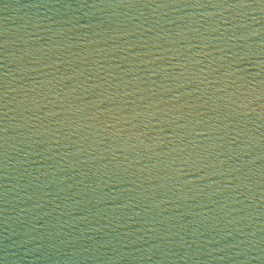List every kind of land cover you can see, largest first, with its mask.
<instances>
[{
    "label": "water",
    "instance_id": "obj_1",
    "mask_svg": "<svg viewBox=\"0 0 264 264\" xmlns=\"http://www.w3.org/2000/svg\"><path fill=\"white\" fill-rule=\"evenodd\" d=\"M0 264H264V0H0Z\"/></svg>",
    "mask_w": 264,
    "mask_h": 264
}]
</instances>
